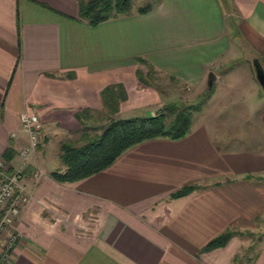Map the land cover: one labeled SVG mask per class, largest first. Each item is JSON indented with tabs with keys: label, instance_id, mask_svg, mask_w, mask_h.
Listing matches in <instances>:
<instances>
[{
	"label": "crops",
	"instance_id": "0c3cea01",
	"mask_svg": "<svg viewBox=\"0 0 264 264\" xmlns=\"http://www.w3.org/2000/svg\"><path fill=\"white\" fill-rule=\"evenodd\" d=\"M77 12L75 0H0V156L23 165L32 196L3 264H233L244 233L264 228V91L248 58L264 67V0H155L95 26ZM239 54L245 73L228 66ZM136 57L180 86L179 97L205 93L207 107L183 137L142 140L100 172L54 180L62 141L168 104L137 79L148 65ZM110 85L126 94L111 115L101 93ZM24 110L42 135L23 159ZM230 228L226 244L201 250ZM239 264H264V237Z\"/></svg>",
	"mask_w": 264,
	"mask_h": 264
},
{
	"label": "trees",
	"instance_id": "16d2710c",
	"mask_svg": "<svg viewBox=\"0 0 264 264\" xmlns=\"http://www.w3.org/2000/svg\"><path fill=\"white\" fill-rule=\"evenodd\" d=\"M78 4V17L87 21L89 26H95L110 18H117L121 15H131L133 12L144 14L152 8V3L147 2L143 6L133 7L132 0H75ZM136 60L149 66L142 57ZM135 75L143 84H147V76L141 69H137ZM121 85H110L102 89L103 102L107 107V114H114L119 110L117 102L126 97L125 90ZM203 99L200 101V103ZM111 105L113 107H111ZM111 107V108H110ZM199 105L188 103L181 108L177 104H165L160 111L149 116L137 115L135 117L111 118L107 124L101 126L98 134L85 132L81 135V143L64 140L59 146V158L64 164L63 170H52L50 175L58 182H74L79 178H86L93 173L100 172L109 167L115 158L131 145L142 140H149L152 137H169L170 139L180 138L187 135L192 122L193 110H198ZM195 184L183 185L175 191L172 196L187 194L195 188ZM235 229H227L211 238L201 249H214L226 244ZM238 254L232 260L233 264H239Z\"/></svg>",
	"mask_w": 264,
	"mask_h": 264
},
{
	"label": "built area",
	"instance_id": "2783aa9c",
	"mask_svg": "<svg viewBox=\"0 0 264 264\" xmlns=\"http://www.w3.org/2000/svg\"><path fill=\"white\" fill-rule=\"evenodd\" d=\"M22 130L27 131V141L20 147L18 156L27 158L36 151L42 135V123L37 114L27 110L19 116ZM23 165L9 168L0 156V264L7 262L15 247L18 233L15 219L31 199L24 182Z\"/></svg>",
	"mask_w": 264,
	"mask_h": 264
},
{
	"label": "rangeland",
	"instance_id": "374dc122",
	"mask_svg": "<svg viewBox=\"0 0 264 264\" xmlns=\"http://www.w3.org/2000/svg\"><path fill=\"white\" fill-rule=\"evenodd\" d=\"M147 2H150L153 5L155 3V0H132V4H133L134 8L138 5L143 6ZM242 56H243V54L242 55L239 54L238 57H236V60L234 62L228 63V66H230L231 68H234L235 72H240V73L244 72L245 73L243 63H242V59L240 58ZM252 57H254V55H250L248 57V58H251V63H252ZM141 70L144 73V75L147 76L148 83L146 85H150V88L152 90H155V92L152 93V94H154V95H152L153 97L155 96L156 98L166 100L169 104H177L181 108L185 107L188 103H192L194 105H199V109L193 110V115H192V118L198 117L199 110L202 108L201 106L205 103V100H203L201 103H200V101L202 99H205V97H207V95L205 93H202L199 95V97H195V98H194V96L193 97H190V96H188V97L180 96L179 97V95L184 92L183 90H181L180 86H177V84H175L174 82L173 83L169 82L164 75L158 74L157 72H155V69L150 71L149 66H147V67L143 66L141 68ZM255 84L257 85V83H255ZM257 88L259 90H262L259 85H257ZM178 97L179 98L184 97V100H181ZM262 98L264 99V96ZM255 100H257L256 97H255ZM250 102H251V100H250ZM140 103L141 102L139 101V103H137L136 106L139 105ZM258 106H260L259 103H258L257 107ZM204 107H207V105L204 104L203 108ZM149 111H150L149 107L143 108V107H138V106L133 111L130 110L131 115L134 117L137 115H140V116L141 115H144V116L149 115L150 114ZM128 114H130V113H128ZM244 236H245V238H247V240H245L244 245L242 246V248H240L241 250L238 253V259H239L237 261L238 263L240 260L243 261L247 256H252L255 253V249L257 248V245L259 244L260 239L264 237V228L263 227H257L255 230H252V231L247 230L244 233Z\"/></svg>",
	"mask_w": 264,
	"mask_h": 264
},
{
	"label": "water",
	"instance_id": "95a60500",
	"mask_svg": "<svg viewBox=\"0 0 264 264\" xmlns=\"http://www.w3.org/2000/svg\"><path fill=\"white\" fill-rule=\"evenodd\" d=\"M252 66L254 70V74H255V78L257 80V83L259 84V86L261 87L262 90H264V67L263 65L260 63L259 59H257L256 57H252ZM215 76V74L213 72L209 73V79H208V89H211L212 87V81H213V77Z\"/></svg>",
	"mask_w": 264,
	"mask_h": 264
}]
</instances>
